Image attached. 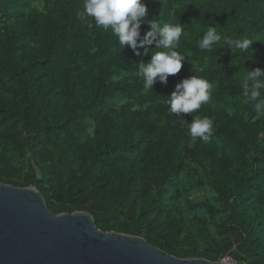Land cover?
<instances>
[{
  "label": "trees",
  "instance_id": "16d2710c",
  "mask_svg": "<svg viewBox=\"0 0 264 264\" xmlns=\"http://www.w3.org/2000/svg\"><path fill=\"white\" fill-rule=\"evenodd\" d=\"M83 3L0 0V184L30 186L55 215L86 212L101 232L176 258L217 262L236 246V264H264V117L240 95L245 68H264V0H144V19L187 33L180 72L147 96L136 73L155 45L143 57L120 47ZM210 25L250 50L202 52ZM191 75L214 85L208 105L182 114L214 120L207 142L169 112Z\"/></svg>",
  "mask_w": 264,
  "mask_h": 264
},
{
  "label": "clouds",
  "instance_id": "9594fccd",
  "mask_svg": "<svg viewBox=\"0 0 264 264\" xmlns=\"http://www.w3.org/2000/svg\"><path fill=\"white\" fill-rule=\"evenodd\" d=\"M84 13L92 18L97 28L109 30L115 36L120 47L128 46L136 55H149L147 46L155 45L157 51L151 52L150 61L143 59L138 64L137 76L142 80V95L153 93L157 81L166 85L169 76H175L182 68L186 56L177 51L181 38L187 33L178 21L176 23H158L144 19L147 6L144 0H84ZM148 24L150 29L141 36V25ZM253 43L247 38L222 36L216 26H208L198 40L202 52L213 53L215 48L229 49L230 54H243L250 50ZM143 48L144 52L138 51ZM209 57L205 56L207 63ZM241 97L254 109L258 117H264V68H245L241 79ZM214 85L199 75H191L175 85L168 96L169 112L180 118L181 125H187L193 138L207 142L214 131L211 117L195 116L189 123L182 114L197 113L212 100Z\"/></svg>",
  "mask_w": 264,
  "mask_h": 264
},
{
  "label": "water",
  "instance_id": "95a60500",
  "mask_svg": "<svg viewBox=\"0 0 264 264\" xmlns=\"http://www.w3.org/2000/svg\"><path fill=\"white\" fill-rule=\"evenodd\" d=\"M176 258L141 238L101 232L86 212L53 214L34 188L0 184V264H224Z\"/></svg>",
  "mask_w": 264,
  "mask_h": 264
},
{
  "label": "built area",
  "instance_id": "2783aa9c",
  "mask_svg": "<svg viewBox=\"0 0 264 264\" xmlns=\"http://www.w3.org/2000/svg\"><path fill=\"white\" fill-rule=\"evenodd\" d=\"M224 264H236L233 260H231L230 258L225 259Z\"/></svg>",
  "mask_w": 264,
  "mask_h": 264
}]
</instances>
